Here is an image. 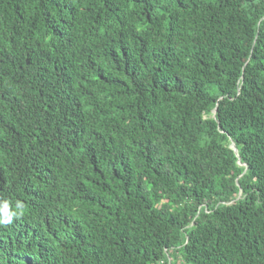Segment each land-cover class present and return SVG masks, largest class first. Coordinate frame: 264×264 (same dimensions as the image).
<instances>
[{
  "label": "trees",
  "instance_id": "1",
  "mask_svg": "<svg viewBox=\"0 0 264 264\" xmlns=\"http://www.w3.org/2000/svg\"><path fill=\"white\" fill-rule=\"evenodd\" d=\"M0 264H264V0H0Z\"/></svg>",
  "mask_w": 264,
  "mask_h": 264
},
{
  "label": "water",
  "instance_id": "2",
  "mask_svg": "<svg viewBox=\"0 0 264 264\" xmlns=\"http://www.w3.org/2000/svg\"><path fill=\"white\" fill-rule=\"evenodd\" d=\"M232 147L235 148L237 150V148L235 147V145L232 143Z\"/></svg>",
  "mask_w": 264,
  "mask_h": 264
}]
</instances>
